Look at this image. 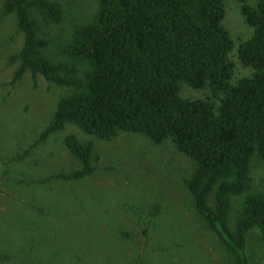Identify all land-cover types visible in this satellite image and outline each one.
<instances>
[{
    "label": "trees",
    "instance_id": "obj_1",
    "mask_svg": "<svg viewBox=\"0 0 264 264\" xmlns=\"http://www.w3.org/2000/svg\"><path fill=\"white\" fill-rule=\"evenodd\" d=\"M237 1L253 27L238 56L254 70L235 82L224 0H100L96 18L73 29L63 58L48 55L52 40L44 29L64 19L58 0H6L3 9L16 14L24 34L14 55L21 61L15 79L28 69L72 87L58 101L40 140L67 123L104 139L130 131L156 144L172 140L196 162L184 182L198 214L235 254L236 263L247 264L246 232L253 227L260 233L264 261V193L248 192L253 158L264 160V0ZM183 82L212 94L184 97ZM65 144L84 166L61 177L91 174L92 142L68 134ZM212 191L214 206L208 203ZM244 192L232 228V197Z\"/></svg>",
    "mask_w": 264,
    "mask_h": 264
},
{
    "label": "rangeland",
    "instance_id": "obj_2",
    "mask_svg": "<svg viewBox=\"0 0 264 264\" xmlns=\"http://www.w3.org/2000/svg\"><path fill=\"white\" fill-rule=\"evenodd\" d=\"M61 23L44 25L49 56L62 49L78 25L96 18L100 0H58ZM0 0V264H237L219 235L198 214L184 180L196 162L173 141L156 144L144 134L118 131L111 139L86 134L67 123L40 140L58 101L72 91L42 74L25 70L15 79L24 34L14 12ZM223 25L234 41L232 81L253 68L238 56L239 44L253 34L237 0H224ZM181 94L205 98L209 88L183 82ZM219 102V100H217ZM91 141L92 173L63 179L84 164L65 137ZM249 191L264 193V160L252 161ZM56 175H60L57 177ZM247 192L232 197L228 224L235 228ZM208 203L214 206L213 191ZM247 264H263L258 228L246 232Z\"/></svg>",
    "mask_w": 264,
    "mask_h": 264
}]
</instances>
